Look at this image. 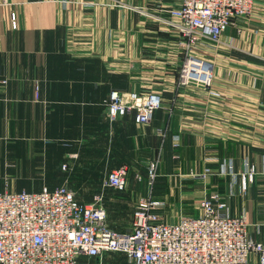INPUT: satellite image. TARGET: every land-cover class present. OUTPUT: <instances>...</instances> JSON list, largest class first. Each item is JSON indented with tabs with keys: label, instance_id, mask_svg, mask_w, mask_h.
<instances>
[{
	"label": "crops",
	"instance_id": "crops-1",
	"mask_svg": "<svg viewBox=\"0 0 264 264\" xmlns=\"http://www.w3.org/2000/svg\"><path fill=\"white\" fill-rule=\"evenodd\" d=\"M177 3L0 0V193L65 185L84 204L100 195L108 222L126 233L129 222L109 214L99 191L125 166L121 203L132 211L148 197L162 203L155 212L164 222L177 223L216 193L264 245V0L224 32L213 56L199 50L213 63L209 89L179 87L183 49L167 13ZM112 92L158 93L163 104L149 125L133 112L111 122ZM229 164L233 175H223ZM249 167L254 180L242 191Z\"/></svg>",
	"mask_w": 264,
	"mask_h": 264
},
{
	"label": "built area",
	"instance_id": "built-area-1",
	"mask_svg": "<svg viewBox=\"0 0 264 264\" xmlns=\"http://www.w3.org/2000/svg\"><path fill=\"white\" fill-rule=\"evenodd\" d=\"M259 1L178 0L167 11L170 23L183 37L179 43L184 51L180 85L208 87L212 65L200 55L193 56L191 46H201L202 39L219 42L229 26L251 14ZM12 24L15 27L14 16ZM107 104L111 122L133 112L135 123L145 126L163 101L158 94L131 93L121 98L115 92ZM157 133L164 136L162 130ZM148 169L152 180L156 167L149 165ZM233 172L228 165L223 175ZM254 176L253 167L240 176L242 191ZM127 177V167L115 169L103 187L125 191ZM161 206L151 198H141L134 207L130 230L120 233L107 223L100 195L84 204L64 186L39 193H0V264H89L90 260L101 264L108 254L123 255L129 264H249L252 256L264 264V245L249 237L244 216H230L227 203L218 194L201 201L197 217L177 223L162 221L155 212Z\"/></svg>",
	"mask_w": 264,
	"mask_h": 264
},
{
	"label": "rangeland",
	"instance_id": "rangeland-1",
	"mask_svg": "<svg viewBox=\"0 0 264 264\" xmlns=\"http://www.w3.org/2000/svg\"><path fill=\"white\" fill-rule=\"evenodd\" d=\"M257 5V4H256ZM255 5V6H256ZM255 6H254V8H255ZM12 16H14V14H12L11 15V21H12ZM249 16V15H248ZM248 16H246V17H248ZM15 17V16H14ZM246 17H244V18H246ZM244 18H242V19H244ZM15 20H16V18H15ZM13 25V24H12ZM232 25V24H231ZM230 27V26H229ZM13 28H15L14 26H13ZM177 34H178V31H177ZM178 36L180 37V41H179V43H181V42H183V37L181 36V35H179L178 34ZM222 37V36H221ZM203 40V43H202V45L201 46H199V45H196L195 47H193V46H191V48H190V50L192 51L191 52V54L194 56H196V57H198L199 55H198V52H199V50H203V52L204 51H207L206 53H208L209 52V55H214V53L216 52V49H217V45H216V43L215 42H210V41H206V40H204V39H202ZM183 54H184V51H183ZM213 59H214V57H212ZM183 61H184V55H182V58H181V65H179V72H178V84H179V75H180V70H181V67H182V65H183ZM203 61H206V62H209L211 65H213V63L212 62H210L209 60H207V58H205V57H203ZM212 61V60H211ZM212 84H213V74H212V78H211V80H210V84L208 85V87H205V86H202L201 84H198V86H202L203 88H205V89H209V88H211V86H212ZM188 85H193V86H197L196 84H184V85H180L179 84V87L180 88H183V87H185V86H188ZM112 93H115V92H112ZM111 93V94H112ZM118 93V95L122 98V96H126V95H128V94H131V93H136V94H138V95H142V96H146V95H151V94H158V93H153V92H150V93H138V92H127V93H124V94H120L119 92H117ZM158 95H160V94H158ZM161 96V95H160ZM110 98V97H109ZM109 98L107 99V100H109ZM162 98V97H161ZM163 101V100H162ZM107 103H106V108H107ZM129 113H132V112H129ZM128 113V114H129ZM155 114V113H154ZM127 115V114H126ZM151 122H152V120H151ZM150 122V123H151ZM149 123V124H150ZM149 124H147V125H149ZM149 165H153L154 167H157V163L155 162V161H152ZM229 165H231V164H229ZM148 177H149V174H148ZM155 177H156V171H155ZM150 179V178H149ZM152 180H154V179H152ZM138 181H140V180H138ZM152 182V181H151ZM103 186V185H102ZM64 187H65V185H64ZM67 188V187H66ZM147 188H149L148 187V184H147ZM46 189V188H45ZM68 190H69V188H67ZM76 189H77V187H76ZM79 190H80V192H81V194L83 193V194H85L84 192H86V194H87V192L89 193V188H86V187H79ZM70 191V190H69ZM99 191H103L104 192V195H107V197H108V199H110L111 201H109V202H107V208L109 209V214H111L112 215V217L113 218H116V220H121V221H124V222H126V223H128V228L130 227L131 228V225H132V213H133V211H132V205L133 204H131V203H121V201L123 200V198L125 197V191H115V190H112V189H109V188H104V187H101L100 188V190ZM98 191V192H99ZM72 192V191H71ZM89 195H93V194H91V193H89ZM82 197L84 196V198H86L87 197V195H81ZM96 196H98V195H96ZM92 197V196H91ZM91 197H89V200L91 199ZM75 198H76V200L78 201V202H83V201H81V199H80V197H78V196H75ZM132 211V212H131ZM160 216V215H159ZM107 218H108V214H107ZM160 218H161V216H160ZM163 221V220H162ZM164 222V221H163ZM107 223L108 224H110L109 222H108V220H107ZM165 223H167V222H165ZM110 227H112L113 229H115L114 228V226H112L111 224L109 225ZM119 255L118 254H108L107 256H104L103 258H102V262H103V264H104V262H109V264H118L119 262H117L118 260H117V257H118ZM113 260H116V261H113ZM83 264H85L86 262H82ZM89 264H95V262H94V260H90L89 261Z\"/></svg>",
	"mask_w": 264,
	"mask_h": 264
},
{
	"label": "trees",
	"instance_id": "trees-1",
	"mask_svg": "<svg viewBox=\"0 0 264 264\" xmlns=\"http://www.w3.org/2000/svg\"><path fill=\"white\" fill-rule=\"evenodd\" d=\"M80 264H83L82 262Z\"/></svg>",
	"mask_w": 264,
	"mask_h": 264
}]
</instances>
